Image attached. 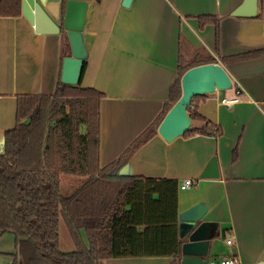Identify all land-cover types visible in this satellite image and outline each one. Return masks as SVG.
Returning a JSON list of instances; mask_svg holds the SVG:
<instances>
[{"label":"crops","instance_id":"0c3cea01","mask_svg":"<svg viewBox=\"0 0 264 264\" xmlns=\"http://www.w3.org/2000/svg\"><path fill=\"white\" fill-rule=\"evenodd\" d=\"M84 1L88 7L82 32L88 54L81 87L104 93L99 103V165L119 158L165 105L173 104L169 91L178 78L179 57L205 48L225 68L232 87L194 100L205 120H194L193 127L203 128L209 121L220 133H194L167 142L156 127L119 172L174 178L179 185L193 180L178 190V214L204 202L205 219L217 223L207 262L201 264H218V259L231 256L238 264L264 260V0H259L254 17L231 15L243 0H131L129 6L122 0ZM42 5L62 25L61 0ZM200 15L217 18V42L215 25L199 27ZM256 51L244 59L230 58ZM69 54L63 28L37 33L22 12L0 16V146L4 133L15 125L16 96L53 93L62 59ZM237 91V102L221 103ZM213 157L218 176L200 177ZM75 177L61 174L62 185ZM80 233L87 242L83 228ZM14 241L16 250L15 236ZM180 260L181 251L178 257H102L98 264H182Z\"/></svg>","mask_w":264,"mask_h":264},{"label":"trees","instance_id":"16d2710c","mask_svg":"<svg viewBox=\"0 0 264 264\" xmlns=\"http://www.w3.org/2000/svg\"><path fill=\"white\" fill-rule=\"evenodd\" d=\"M66 0H61L64 11ZM21 14V0H0V16ZM199 27L214 15L198 16ZM241 53L231 59H244ZM229 58V59H230ZM216 62L203 47L179 57L178 78L169 91L174 103L181 94L180 77L190 67ZM58 78L53 93L16 96L15 125L0 146V233L15 235L17 249L9 264H98L102 257L174 256L180 254L178 181L119 174L132 152L156 133L171 105L115 161L99 165V103L104 93ZM194 120H205L193 106ZM220 133L209 121L184 135ZM77 177L64 186L61 174ZM78 176H81L80 178ZM62 218L75 245L59 248ZM83 228L87 242L81 237ZM176 261L174 260L173 263Z\"/></svg>","mask_w":264,"mask_h":264},{"label":"water","instance_id":"95a60500","mask_svg":"<svg viewBox=\"0 0 264 264\" xmlns=\"http://www.w3.org/2000/svg\"><path fill=\"white\" fill-rule=\"evenodd\" d=\"M45 0H21V12L34 26L37 33H58L66 31L70 54L62 59L60 80L63 83H79L83 60L87 58V47L83 38V23L88 3L84 0H66L62 25L58 24L44 9ZM131 0H122L129 6ZM259 0H243L231 11L232 16L254 17L258 12ZM181 94L170 106L157 126L161 137L171 142L193 129V119L188 108L195 96L206 95L216 90H228L232 80L225 68L218 62H210L188 68L180 78ZM121 174L120 172H118ZM218 176L217 163L211 158L202 178ZM207 206L198 202L178 214V230L181 243L182 264H201L207 262V255L215 237L216 222L205 219ZM254 264H264L259 260Z\"/></svg>","mask_w":264,"mask_h":264},{"label":"rangeland","instance_id":"374dc122","mask_svg":"<svg viewBox=\"0 0 264 264\" xmlns=\"http://www.w3.org/2000/svg\"><path fill=\"white\" fill-rule=\"evenodd\" d=\"M69 180H64L63 181V191L67 192L64 186L67 187V183ZM60 218V226H59V248L63 251H71L74 248V245L69 237L68 231L64 229L63 222ZM14 234L8 232L4 234H0V264H8L12 260V251L15 249V241H14ZM6 252H11L10 255L7 254Z\"/></svg>","mask_w":264,"mask_h":264},{"label":"built area","instance_id":"2783aa9c","mask_svg":"<svg viewBox=\"0 0 264 264\" xmlns=\"http://www.w3.org/2000/svg\"><path fill=\"white\" fill-rule=\"evenodd\" d=\"M238 94L239 92L237 91L236 92V96L233 97V98H228V97H222L221 98V103L227 105V106H230L231 104L237 102L239 100L238 98ZM193 184V180L192 179H185L180 185H179V188L181 189H184V188H187L189 187L190 185ZM228 244L231 243V240L228 239L226 241ZM218 264H238L239 263V260L237 257H234V256H231V257H226V258H220L218 259Z\"/></svg>","mask_w":264,"mask_h":264}]
</instances>
